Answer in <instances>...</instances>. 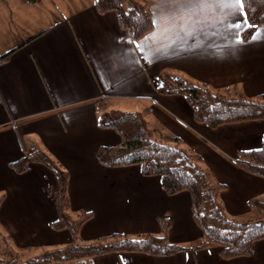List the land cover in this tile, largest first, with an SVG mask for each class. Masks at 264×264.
I'll list each match as a JSON object with an SVG mask.
<instances>
[{
    "label": "crops",
    "instance_id": "1",
    "mask_svg": "<svg viewBox=\"0 0 264 264\" xmlns=\"http://www.w3.org/2000/svg\"><path fill=\"white\" fill-rule=\"evenodd\" d=\"M159 20L177 7L172 0H142ZM229 8L206 6L199 23L169 29L157 23L137 42L122 29L115 12L101 14L95 0L0 1V231L16 249L40 251L72 242L57 231L58 181L46 165L32 161L25 173L11 164L42 151L69 173L73 215L90 211L83 240L121 233L160 235V218L169 217V240L189 248L161 257L141 253L106 254L91 264H264V240L247 257L223 259L219 248H197L202 231L191 209V195L169 196L159 176H145L138 165L105 167L96 158L101 146H117V132L98 125L106 108L148 110V119L199 153L226 186L222 200L235 218L250 212L248 202L264 197V178L237 164L240 151L260 149L264 122L248 121L213 129L197 122L184 96L156 88L166 72L215 90L243 96L264 93V40L232 45L237 16ZM242 11L245 12L244 8ZM243 27L240 32L243 31ZM257 30H264L260 25ZM264 34V32H262Z\"/></svg>",
    "mask_w": 264,
    "mask_h": 264
},
{
    "label": "trees",
    "instance_id": "2",
    "mask_svg": "<svg viewBox=\"0 0 264 264\" xmlns=\"http://www.w3.org/2000/svg\"><path fill=\"white\" fill-rule=\"evenodd\" d=\"M6 1V0H0ZM35 4L37 0H25ZM99 13L115 12L119 25L129 32L135 43L154 28L153 13L142 0H95ZM244 10L249 24L256 27L243 29L244 40L252 37L256 28L264 25V0H245ZM13 53L0 56L6 61ZM157 93L167 96L181 95L190 104L197 122L216 129L224 125L248 122H264V93L243 96L227 90H215L205 84L196 83L182 75L166 72L156 88ZM98 125L117 132L121 143L117 146H101L96 151L98 162L105 167H127L138 165L145 176H159L162 187L169 196L188 192L191 195L192 215L202 231L197 248L215 246L223 259L247 257L253 246L264 240V197L248 202V214L242 219L230 216L222 200L226 186L219 182L213 171L205 164L202 156L188 147L181 138L154 127L148 119V110L102 111ZM40 162L56 175L58 188L55 195L58 216L51 227L68 230L72 242L66 246L41 248L38 254L24 258L26 249H16L12 238L0 231V264H91L96 257L106 254L141 253L167 257L189 248L173 244L168 231L169 217L160 218V235L142 234L129 236L115 233L95 240H83L80 236L83 225L93 217L90 211L73 215L68 195L69 173L46 153L38 151L11 164L17 173H25L29 163ZM236 164L246 172L264 178V141L260 149L240 151ZM4 196H0V204ZM3 251V252H2Z\"/></svg>",
    "mask_w": 264,
    "mask_h": 264
},
{
    "label": "snow or ice",
    "instance_id": "3",
    "mask_svg": "<svg viewBox=\"0 0 264 264\" xmlns=\"http://www.w3.org/2000/svg\"><path fill=\"white\" fill-rule=\"evenodd\" d=\"M172 3L177 5L176 8L170 10L165 15H162L159 20H154V24L159 23L163 27L164 19L169 20V29L171 30L174 25L179 24L183 29H187L190 26H194L199 23L196 17L199 12L206 6H214L219 8H229L230 11L226 13L228 16H237L238 18L234 23L226 25L228 29H235L232 45L243 43L241 38L240 29L250 27H256L255 25L249 24L247 12L242 11L245 5V0H172ZM264 30H257L252 35V40L261 39L264 40Z\"/></svg>",
    "mask_w": 264,
    "mask_h": 264
},
{
    "label": "rangeland",
    "instance_id": "4",
    "mask_svg": "<svg viewBox=\"0 0 264 264\" xmlns=\"http://www.w3.org/2000/svg\"><path fill=\"white\" fill-rule=\"evenodd\" d=\"M103 106L104 107H106L103 111H107V110H110V108L108 107V104H107V101L105 100L104 101V103H103ZM37 153V152H36ZM35 153V154H36ZM239 219H242V216H239L238 217ZM247 218H250L249 217V214H248V216L246 217V219ZM242 220H245V219H242ZM131 236V235H130ZM133 237V236H132ZM3 242H1V235H0V248L2 249V250H5V247H3ZM3 252V251H2ZM1 253V252H0ZM39 253V251H35V249L34 250H29V251H26L23 255H24V258H29V257H31L32 255H36V254H38ZM2 254V253H1ZM3 255V254H2Z\"/></svg>",
    "mask_w": 264,
    "mask_h": 264
}]
</instances>
